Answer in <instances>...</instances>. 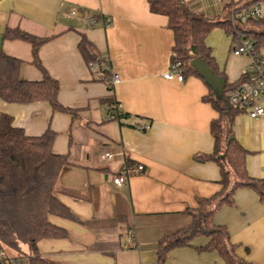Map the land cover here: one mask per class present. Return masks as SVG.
I'll use <instances>...</instances> for the list:
<instances>
[{"label": "crops", "instance_id": "0c3cea01", "mask_svg": "<svg viewBox=\"0 0 264 264\" xmlns=\"http://www.w3.org/2000/svg\"><path fill=\"white\" fill-rule=\"evenodd\" d=\"M231 1L241 5L240 0L225 3ZM184 2L206 18L227 14L224 3L216 0ZM74 10L77 14L71 15ZM246 27L264 31L251 22ZM7 28L49 39L40 48V60L60 83V103L76 113L54 112L46 102L0 99V115L12 116L14 126L27 135L53 130L54 152L68 155L70 162L57 195L76 220L51 216L69 236L41 240L39 253L58 264H158L159 245L184 235L181 230L190 224L199 200L222 189L220 165L196 159L214 151L211 124L220 114L206 100L215 96L213 88L198 75H186L182 83L163 78L174 34L166 16L150 11L148 0H0V53L23 62L22 80L39 81L43 75L33 65L31 44L3 39ZM214 30L206 44L218 77L235 83L249 58L233 55L231 36L221 28ZM82 36L121 83L109 87L93 76L79 50ZM110 99L126 115L121 121L107 120ZM145 126L150 128L141 129ZM231 128L232 138L247 153L249 176L264 180V117L239 113ZM106 152L115 158L102 160ZM127 161L133 163L127 182L115 185ZM217 200L205 210L215 209L214 223L228 230L238 257L264 264V204L258 194L238 189L233 204L216 209ZM208 241L198 236L172 248L166 264H226L217 251L203 250Z\"/></svg>", "mask_w": 264, "mask_h": 264}, {"label": "trees", "instance_id": "16d2710c", "mask_svg": "<svg viewBox=\"0 0 264 264\" xmlns=\"http://www.w3.org/2000/svg\"><path fill=\"white\" fill-rule=\"evenodd\" d=\"M150 11L168 18V28L174 34L173 53L184 67V75H198L191 61L202 57L206 65L220 76L212 50L206 39L216 28L223 29L232 35L230 21L232 10L240 11L251 8L264 0H240L237 3H224L227 14L222 19H210L192 11L184 0H148ZM251 23L264 27V20H253ZM246 33L257 39L264 48V31L248 29ZM3 39H19L32 46L33 65L42 73L39 81H28L20 78L23 62L4 52L0 53V99L7 103L31 104L48 103L54 112L75 116V110L65 107L59 101L60 83L51 77L42 64L40 48L49 41L39 38L18 28H7ZM79 50L87 63L97 60L91 42L82 36ZM238 82V81H237ZM225 85L222 99L211 94L206 100L218 111L220 117L211 124L214 137V151L209 155H197L200 162L214 160L220 165L222 189L216 196L200 199V207L191 212L190 224L181 230L184 235L166 245L161 243L158 251V264H166L170 250L179 245H187L193 238H209L204 251H217L226 264H251L236 254V245L231 242L228 230L214 223L215 209L206 211L205 207L217 200L216 209L222 205L233 204L234 194L238 189L254 190L264 204V180L249 176L246 167V151L232 138V122L241 113L231 107L225 98V90L236 84ZM114 110V120L121 121L125 114L117 108L118 102L109 100ZM56 133L48 129L40 136H29L23 129L14 126L12 116L0 115V249L24 255L27 264H58L43 257L38 251V243L43 239H63L69 236L68 231L54 224L50 217L76 220L75 215L58 198L59 181L63 170L70 164L68 155L57 154L53 150ZM224 155V159H219ZM127 161V169L132 166ZM180 232V233H181Z\"/></svg>", "mask_w": 264, "mask_h": 264}, {"label": "built area", "instance_id": "2783aa9c", "mask_svg": "<svg viewBox=\"0 0 264 264\" xmlns=\"http://www.w3.org/2000/svg\"><path fill=\"white\" fill-rule=\"evenodd\" d=\"M219 3H225L227 0H216ZM74 10L71 15H76ZM253 20H264V6L260 5L245 8L240 11L232 10L230 21L233 27L231 36V51L235 56H246L249 58V64L242 70L238 82L225 90V98L227 103L238 109L241 113L248 114L253 119L264 117V48L260 47L257 39L246 33V25ZM92 23V20H88ZM105 25L109 20L103 19ZM88 67L93 76L100 81L105 82L109 87L121 83L120 76L112 70L108 62L99 58L88 63ZM163 78L169 81L184 82V67L181 61L176 59V54L172 53L170 64ZM111 105L106 106L107 120H114V110ZM121 111L120 104L117 105ZM149 126L141 129L147 130ZM115 158L112 152H106L101 156L102 160H111ZM142 170L143 166H139ZM128 169L127 166L122 168L121 174L114 178L115 185H123L127 182ZM28 259L24 255H13L6 250L0 249V264H27Z\"/></svg>", "mask_w": 264, "mask_h": 264}, {"label": "water", "instance_id": "95a60500", "mask_svg": "<svg viewBox=\"0 0 264 264\" xmlns=\"http://www.w3.org/2000/svg\"><path fill=\"white\" fill-rule=\"evenodd\" d=\"M191 65L195 68L197 73L202 77L214 90L215 98L221 100L223 91L226 85L224 77H218L206 65L202 57H196L191 61ZM219 159H224V155H220Z\"/></svg>", "mask_w": 264, "mask_h": 264}, {"label": "rangeland", "instance_id": "374dc122", "mask_svg": "<svg viewBox=\"0 0 264 264\" xmlns=\"http://www.w3.org/2000/svg\"><path fill=\"white\" fill-rule=\"evenodd\" d=\"M262 28H264V27H262ZM214 31H216V30H213L212 33H213Z\"/></svg>", "mask_w": 264, "mask_h": 264}]
</instances>
